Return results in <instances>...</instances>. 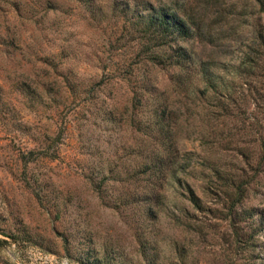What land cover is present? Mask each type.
Instances as JSON below:
<instances>
[{"label":"rangeland","instance_id":"obj_1","mask_svg":"<svg viewBox=\"0 0 264 264\" xmlns=\"http://www.w3.org/2000/svg\"><path fill=\"white\" fill-rule=\"evenodd\" d=\"M139 1L0 0V264H264V71L219 67L258 58L264 14L174 0L231 31L179 40L223 104L150 60Z\"/></svg>","mask_w":264,"mask_h":264},{"label":"trees","instance_id":"obj_2","mask_svg":"<svg viewBox=\"0 0 264 264\" xmlns=\"http://www.w3.org/2000/svg\"><path fill=\"white\" fill-rule=\"evenodd\" d=\"M258 10L264 14V0H255ZM137 4L140 5L142 11H136L135 15L132 16V24L136 25L137 30L141 33L144 44L148 47V57L150 60L156 62L168 63L166 65L180 66L182 71L186 75L191 73V67L195 69L200 77L199 80L203 82V90L200 85L197 86V91L208 90L211 91L212 97L209 98L211 101H229L233 99L231 89L227 86L230 84V80H224L223 74H214V70L211 68L215 64H191L192 56L187 46L179 42L187 38L197 36L201 39L214 43L221 37H227L230 34L229 29L215 30V21L213 23H206L203 11L195 8L193 5L185 6L184 3L179 1L172 2H159L153 3L149 0H140ZM206 13L207 7H202ZM131 20V18H130ZM205 23V24H204ZM214 33H217L214 34ZM255 42L257 51L259 52L258 58L263 55L264 58V31L257 28ZM166 45L169 47V51L166 52L156 49ZM257 59H244L245 64H225L221 67L224 72L238 71L239 68L252 69L253 65L260 66L264 71V64H252ZM217 65V64H216ZM230 67V68H229ZM240 72V71H239ZM264 73V72H263ZM183 73L179 72L178 77H182ZM222 102V103H223ZM224 104V103H223ZM159 106V103L155 105L154 109ZM226 107V106H225ZM223 107V108H225ZM158 109V108H157ZM227 109V107H226ZM229 111V110H228ZM262 144L264 145V136L262 137ZM170 148V147H169ZM155 161L150 162V168L156 171L162 169V165L166 163V156H158ZM189 195L191 199L195 198L190 187H188Z\"/></svg>","mask_w":264,"mask_h":264}]
</instances>
